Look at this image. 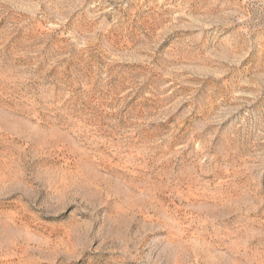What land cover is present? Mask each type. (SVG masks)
Here are the masks:
<instances>
[{
    "label": "rangeland",
    "instance_id": "obj_1",
    "mask_svg": "<svg viewBox=\"0 0 264 264\" xmlns=\"http://www.w3.org/2000/svg\"><path fill=\"white\" fill-rule=\"evenodd\" d=\"M0 264H264V0H0Z\"/></svg>",
    "mask_w": 264,
    "mask_h": 264
}]
</instances>
